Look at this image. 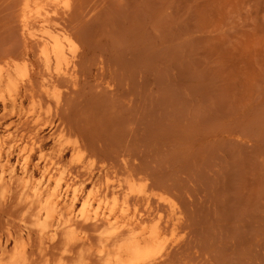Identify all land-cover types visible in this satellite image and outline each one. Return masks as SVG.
I'll return each mask as SVG.
<instances>
[{"label":"rangeland","instance_id":"1","mask_svg":"<svg viewBox=\"0 0 264 264\" xmlns=\"http://www.w3.org/2000/svg\"><path fill=\"white\" fill-rule=\"evenodd\" d=\"M10 1L0 0V59L22 61ZM76 1L77 83L60 78V102L37 115L28 99L0 102V175L14 144L6 168L39 178L62 165L79 208L89 176L124 154L181 207L183 240L165 264H264V0ZM33 115L44 137L34 151ZM21 216L16 196L0 195V251L27 234Z\"/></svg>","mask_w":264,"mask_h":264},{"label":"bare ground","instance_id":"2","mask_svg":"<svg viewBox=\"0 0 264 264\" xmlns=\"http://www.w3.org/2000/svg\"><path fill=\"white\" fill-rule=\"evenodd\" d=\"M10 4L23 59L13 53L0 59V102L7 110L28 99L37 115L46 99L60 102V78L73 86L77 83L80 38L68 23L77 1L11 0ZM35 115L24 118L33 125L32 151L44 146L42 125ZM4 138L13 135L9 132ZM72 146L84 151L79 137L72 139ZM13 148L14 144L8 146L3 163L0 195L16 196L28 232L14 237L11 249L8 245L1 249L0 264H165L181 244L178 229L183 214L178 201L150 174L131 169L124 154L115 156L120 164L103 163L98 174L89 176L92 188L78 208V193L68 196L73 177L62 165L43 170L39 178L32 173L19 176L15 166L6 168ZM22 169L27 173V165Z\"/></svg>","mask_w":264,"mask_h":264}]
</instances>
